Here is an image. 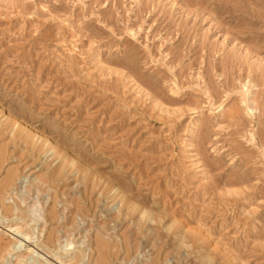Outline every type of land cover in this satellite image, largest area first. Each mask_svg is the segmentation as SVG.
I'll list each match as a JSON object with an SVG mask.
<instances>
[{
	"label": "rangeland",
	"instance_id": "rangeland-1",
	"mask_svg": "<svg viewBox=\"0 0 264 264\" xmlns=\"http://www.w3.org/2000/svg\"><path fill=\"white\" fill-rule=\"evenodd\" d=\"M0 264H264V0H0Z\"/></svg>",
	"mask_w": 264,
	"mask_h": 264
},
{
	"label": "bare ground",
	"instance_id": "bare-ground-1",
	"mask_svg": "<svg viewBox=\"0 0 264 264\" xmlns=\"http://www.w3.org/2000/svg\"><path fill=\"white\" fill-rule=\"evenodd\" d=\"M8 183V182H7ZM9 184V183H8ZM42 215V214H41ZM38 217L40 218V216L38 215ZM43 218V217H42ZM83 251V250H82Z\"/></svg>",
	"mask_w": 264,
	"mask_h": 264
}]
</instances>
